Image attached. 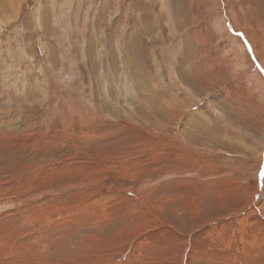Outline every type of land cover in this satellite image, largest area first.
Wrapping results in <instances>:
<instances>
[{"label": "rangeland", "instance_id": "rangeland-1", "mask_svg": "<svg viewBox=\"0 0 264 264\" xmlns=\"http://www.w3.org/2000/svg\"><path fill=\"white\" fill-rule=\"evenodd\" d=\"M0 264H264V0H0Z\"/></svg>", "mask_w": 264, "mask_h": 264}]
</instances>
